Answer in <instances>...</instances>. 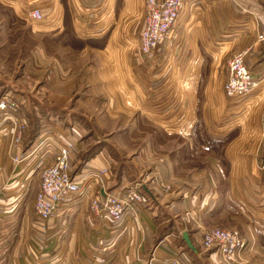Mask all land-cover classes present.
<instances>
[{"label": "crops", "instance_id": "crops-1", "mask_svg": "<svg viewBox=\"0 0 264 264\" xmlns=\"http://www.w3.org/2000/svg\"><path fill=\"white\" fill-rule=\"evenodd\" d=\"M0 4L6 6H0L1 18L9 14L15 21L39 7L55 25L34 30L42 33L40 37L28 31L33 38L28 48L24 39L18 42L22 33L14 34L20 67L52 62L60 73L47 74L45 98L28 97L23 89L5 91L19 102L28 121L27 137L33 131H52L53 117L62 119L66 130L58 127L54 134L73 144L70 172L75 180L107 168L109 172L100 177L107 189L120 195L132 188L146 200L129 227L95 218L88 194L102 188L98 181L65 202L53 219L33 222L39 238L46 228L53 250L60 243L65 247L66 241L70 245L63 258L48 253L49 264L61 259L65 261L57 264H264V171H260L264 95L255 108L230 122L232 111L224 105L222 92L227 75L224 53L243 51L246 64L264 75V0H185L170 53L158 65L160 86L152 92L148 89H153L157 75H140L138 66L148 65L135 58L137 44L128 49L121 42L133 35L136 41L142 0H0ZM248 13L253 14L249 24ZM258 34L263 36L260 41ZM70 36L76 42L70 43ZM72 54L79 63L87 56L95 58V66L88 63L94 69L82 67L87 75L80 90L74 84L79 85L77 78L82 76L71 74L67 60ZM259 91L255 99L263 93ZM148 93L152 95L145 101ZM91 134L95 137L89 140ZM27 139L14 147L9 135L0 138V209L7 213L22 207L23 189L27 193L28 187L14 190L35 171L29 176L24 171L33 160L27 155ZM70 212L81 218L86 230L80 254L71 253L73 238L59 235ZM212 227L234 229L244 242L232 262H224L214 248H201L200 234ZM161 229L166 232L156 238ZM182 232L192 250L184 244Z\"/></svg>", "mask_w": 264, "mask_h": 264}, {"label": "built area", "instance_id": "built-area-1", "mask_svg": "<svg viewBox=\"0 0 264 264\" xmlns=\"http://www.w3.org/2000/svg\"><path fill=\"white\" fill-rule=\"evenodd\" d=\"M184 4L185 0H142V22L136 38L138 55L143 58V61L138 59L140 62L146 61L148 67H153L163 61V55L168 53V47H171V38L174 36ZM20 17L30 23L33 30H49L55 26L51 24L52 18H47L39 7L30 8ZM262 39V35L256 36V40ZM158 49L160 58L153 59ZM243 53L241 50L230 51L224 59L227 75L222 84V92L226 107L232 102H242L249 96L251 90L262 83L261 79L257 81L260 78L257 71L246 64ZM27 130L28 121L21 112L18 100L4 92L0 96V138L9 135L11 144L20 147ZM44 146L48 147L49 152L51 150V154L45 155L41 160L39 187L33 200L35 215L43 222L56 217L65 202L78 197L83 190H88L89 186L96 185L98 181L102 188L92 191L91 194L87 191L89 211L95 218H106L129 227L138 213L145 209L146 200L135 189L129 188L117 195L104 186L100 177L109 172L107 168L92 172L82 181L75 180L70 172L73 150L71 142L63 139L61 141L51 133L39 134L31 146L33 149L27 155ZM104 182L106 183L105 180ZM199 240L202 249L214 248L221 259L229 263L244 248V242L234 229L221 227L205 229Z\"/></svg>", "mask_w": 264, "mask_h": 264}, {"label": "rangeland", "instance_id": "rangeland-1", "mask_svg": "<svg viewBox=\"0 0 264 264\" xmlns=\"http://www.w3.org/2000/svg\"><path fill=\"white\" fill-rule=\"evenodd\" d=\"M0 6L6 7L4 4H0ZM2 7V8H4ZM9 8V7H8ZM6 9V8H5ZM8 10V9H7ZM17 20H12L9 18V14L7 15V18H1L0 17V26H3L4 28V35H0V43H4L3 47H0V93L3 94L6 90H13V91H22L25 90L26 95L28 97H46L48 90H47V74L52 70L53 74H56V76L60 75L58 71V67H55V65L51 62L50 64H43L42 66H33L31 62H29V66L27 67H20L19 64L21 63V55L19 53V49L17 45H15V35L16 32L22 33L20 38L18 39V42L22 41L24 39V47L28 48L31 44V40L33 38L28 36V31L30 33H33L35 36L40 37L42 33L33 32L34 30L31 28V24L28 23L26 20L22 19L20 16L16 17ZM253 14L248 13L247 15V24L252 21ZM13 21V22H12ZM17 21V22H16ZM71 25L68 24L66 26L65 31L69 34ZM16 29H18L16 31ZM14 30V31H12ZM106 35V34H105ZM103 35V36H105ZM133 36H125V38L121 39V42H126L124 46L128 47V49L134 47L137 44V41H135ZM128 39V40H126ZM68 41L70 43L76 42V39L72 36L69 37ZM172 44V42H171ZM17 47V48H16ZM17 49V50H16ZM136 59H142L139 57L137 52V45H136ZM156 54H154L153 59L160 58V50L155 51ZM168 53L170 51L168 50ZM24 55V54H23ZM226 53H224L222 57V62L225 58ZM85 61L77 62L76 55L72 54V59L67 58L68 64L70 65V68L72 70V73H79L77 75H81L82 78H77V82H79V85L74 84V88H78L79 90L83 88L85 83L83 80H85L84 76L87 75L85 72H83L82 67L88 63H91L95 66V58L94 56H87L85 58ZM140 61V60H139ZM145 63H147L145 61ZM90 66V65H89ZM145 65L138 66V73L140 75H157L155 76V83L153 81V85L150 86L148 89L151 92L153 90H157L160 86V83H156L157 79L159 78L161 67H158V65L153 67H144ZM91 69L92 66H90ZM82 69L81 72L79 70ZM94 70L91 72V74H94ZM264 75L261 73L260 78L257 81H260V79H263ZM264 80L261 84H258L257 87H255L253 90L249 92V96L243 100L242 102L230 103V109L232 111L231 121L233 122L237 120L238 118L244 116L245 113L249 112V109L253 106H256L259 101H257L261 96L264 95ZM263 85V89L260 88ZM21 88V89H20ZM38 90L41 92L40 95L35 94L34 92ZM59 90H61L59 88ZM257 90H260L259 92H263L260 96L257 97V99L254 98L255 93ZM147 91V90H146ZM3 92V93H2ZM43 92V94H42ZM258 92V93H259ZM0 94V96H1ZM12 95V94H11ZM152 95L149 94L146 95L148 100V97ZM14 96V95H13ZM171 98L169 101L171 102ZM260 100V99H259ZM141 101V100H140ZM144 101V102H145ZM168 101V102H169ZM155 103H157V99H155ZM223 103L226 106L225 98H223ZM165 105V103L163 104ZM255 108V107H253ZM247 109V110H246ZM247 111V112H246ZM246 115V114H245ZM228 120V119H227ZM229 121V120H228ZM51 126L54 127L52 131L47 132L43 131L42 133L46 135V133H51L55 137L57 135L54 134L55 131L60 130L58 127H62V129H65V126L63 124V120L59 119L57 117H53L52 122L50 123ZM48 128V127H44ZM46 130V129H45ZM49 131V130H48ZM28 135V133H26ZM41 134V132L39 133ZM38 134V135H39ZM99 134V133H98ZM26 136V138H28ZM30 136V135H29ZM89 140H92L94 138V135H89ZM59 137V136H57ZM62 141L61 137H59ZM35 139V138H34ZM25 141V140H24ZM35 141V140H34ZM33 141L28 143V147H26L28 150H32L33 147ZM26 145V144H25ZM51 152V150H50ZM48 151V147L44 146L42 148H39L35 150L33 153L30 154L29 160L33 158L29 162V168L25 169V172H28V176L31 171L35 168V171L32 173V175L25 180V178H22L20 183L17 184V189L14 190V192H18V189H20L22 186L28 187V191L26 193V188L24 190V196L22 200V207L18 210H15L11 213H7L5 210L0 209V264H49V255L48 253H51V256L54 254L57 256H61L63 258L65 252L69 250L70 245L67 244L66 246H63V243H60L59 246H56L55 250H53V244L49 241L48 234L44 233L46 231V228L44 230H41L40 234L42 235L40 238L36 236V233H34V230L31 228V224L33 222H41V219H39L34 212L33 208V200L36 192L38 191L39 187V174L42 167V158L44 159L45 155H50ZM50 153V154H49ZM38 161V162H37ZM260 171H264V163L262 164ZM25 177V176H24ZM21 184V185H20ZM20 193V192H19ZM88 205V203L85 204ZM89 206V205H88ZM84 208V207H83ZM253 219V218H251ZM85 228L82 226L81 218L77 219L76 213L70 212L67 216V222L63 225L61 228L59 235H62L63 237H69L73 238V244H71V253L75 254L76 252L80 254L82 252V245L84 243L85 238ZM34 233V234H33ZM83 242V243H82ZM55 245V244H54ZM39 254H44L39 257ZM82 255V253H81ZM38 257L40 259H38ZM58 260L60 258H57ZM59 261H65L63 259ZM58 261V262H59ZM74 262V260H72ZM42 262V263H40ZM56 262V264L58 263Z\"/></svg>", "mask_w": 264, "mask_h": 264}, {"label": "trees", "instance_id": "trees-1", "mask_svg": "<svg viewBox=\"0 0 264 264\" xmlns=\"http://www.w3.org/2000/svg\"><path fill=\"white\" fill-rule=\"evenodd\" d=\"M3 93V92H2ZM1 94V93H0ZM34 124H36V123H34ZM38 134H37V132L36 131H33L32 132V134L28 137V139L26 140L27 142H26V144H28V143H30L31 141H33L34 140V138L36 139L38 136H37ZM166 232V229H161L160 231H159V233L157 234V236H156V238H159L160 237V235H162L163 233H165ZM185 244V243H184ZM187 247V246H186Z\"/></svg>", "mask_w": 264, "mask_h": 264}, {"label": "water", "instance_id": "water-1", "mask_svg": "<svg viewBox=\"0 0 264 264\" xmlns=\"http://www.w3.org/2000/svg\"><path fill=\"white\" fill-rule=\"evenodd\" d=\"M181 238L182 240L184 241L185 245L189 248V249H193L188 241V238H187V234L185 232H182L181 233Z\"/></svg>", "mask_w": 264, "mask_h": 264}]
</instances>
